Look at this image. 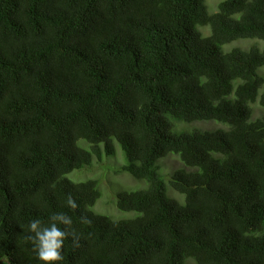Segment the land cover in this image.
<instances>
[{"label":"trees","instance_id":"obj_1","mask_svg":"<svg viewBox=\"0 0 264 264\" xmlns=\"http://www.w3.org/2000/svg\"><path fill=\"white\" fill-rule=\"evenodd\" d=\"M263 44L264 0H0V264H43L28 225L59 212L80 247L55 264H264ZM115 142L143 185L119 221L67 177Z\"/></svg>","mask_w":264,"mask_h":264},{"label":"rangeland","instance_id":"obj_2","mask_svg":"<svg viewBox=\"0 0 264 264\" xmlns=\"http://www.w3.org/2000/svg\"><path fill=\"white\" fill-rule=\"evenodd\" d=\"M220 1L221 0H205L208 13L212 14V12L215 11L217 3ZM203 32L207 34L206 29H204ZM252 43L255 42L252 41ZM250 44L251 41L239 40L238 42H234L232 46L237 45L240 48H247ZM262 71H264V68H262ZM258 111L259 109H256V112ZM193 126L199 128H213L215 127V124L196 123L193 124ZM81 145L88 148V145L85 143H82ZM114 146L115 155L113 157H107L103 154V162L98 163L97 160H95L97 163L93 162L92 167L82 171H73L67 177L75 182L90 178L99 180L102 177L100 182L97 181V187L100 190L101 196L95 202L93 210L96 213L107 216L113 220H127L133 218L136 214L119 211L115 206L116 195L123 191L130 192L141 189L143 185H140L142 182L133 179L129 174L121 171V166L125 164V159L120 146L116 142L114 143ZM100 149L103 151V145H100ZM160 167V172L164 176L163 178L167 180L169 174L174 169L181 167V164L177 157L169 156L160 163ZM187 262H192V260H188Z\"/></svg>","mask_w":264,"mask_h":264},{"label":"clouds","instance_id":"obj_3","mask_svg":"<svg viewBox=\"0 0 264 264\" xmlns=\"http://www.w3.org/2000/svg\"><path fill=\"white\" fill-rule=\"evenodd\" d=\"M233 43H231L230 46H232ZM255 115L258 116L259 111L255 112ZM204 124H215V123L207 122ZM215 127H219V125L215 124ZM215 127L213 128L202 127L201 129L212 130ZM172 172L169 174L168 179L165 180L166 182L169 181ZM169 195L176 198L181 197V195L173 191H169ZM66 206L73 210L78 208V204L76 203L75 199L70 193L66 197ZM93 207L91 208V210L94 212V214L101 215L96 213L93 210ZM80 221L83 224H91V220L86 215L81 216ZM113 221H119V220H113ZM28 232L29 235L26 237V239L31 241L33 245L32 250L36 253L37 258L40 261H42L43 264H55V262L61 261L63 259L62 249L64 246V241L66 239L71 238L72 245L74 248L80 247V243H79L80 237L79 234L72 228V218L71 216L63 212L53 213L49 217V222L47 224H44L40 219H34L30 221L28 225ZM188 264H194V262L193 261L188 262Z\"/></svg>","mask_w":264,"mask_h":264}]
</instances>
